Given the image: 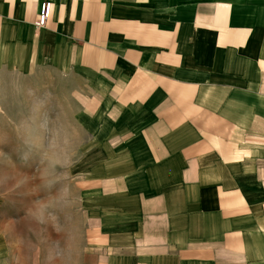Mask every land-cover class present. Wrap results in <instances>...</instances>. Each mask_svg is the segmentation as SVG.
<instances>
[{
	"label": "crops",
	"instance_id": "1",
	"mask_svg": "<svg viewBox=\"0 0 264 264\" xmlns=\"http://www.w3.org/2000/svg\"><path fill=\"white\" fill-rule=\"evenodd\" d=\"M42 70L109 118L76 165L85 264H264V0H0V95Z\"/></svg>",
	"mask_w": 264,
	"mask_h": 264
},
{
	"label": "rangeland",
	"instance_id": "2",
	"mask_svg": "<svg viewBox=\"0 0 264 264\" xmlns=\"http://www.w3.org/2000/svg\"><path fill=\"white\" fill-rule=\"evenodd\" d=\"M82 72L42 70L1 90L0 245L2 255L40 264H85L87 219L79 159L108 126ZM80 210V211H79Z\"/></svg>",
	"mask_w": 264,
	"mask_h": 264
},
{
	"label": "built area",
	"instance_id": "3",
	"mask_svg": "<svg viewBox=\"0 0 264 264\" xmlns=\"http://www.w3.org/2000/svg\"><path fill=\"white\" fill-rule=\"evenodd\" d=\"M51 10H52V4L51 2H44L41 6V10L39 13V18H38V27L39 28H43L45 27L50 14H51Z\"/></svg>",
	"mask_w": 264,
	"mask_h": 264
}]
</instances>
